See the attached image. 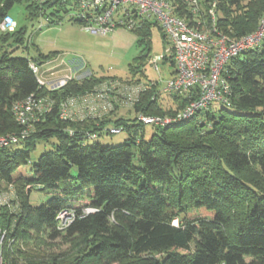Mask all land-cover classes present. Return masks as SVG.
Masks as SVG:
<instances>
[{
    "label": "trees",
    "instance_id": "1",
    "mask_svg": "<svg viewBox=\"0 0 264 264\" xmlns=\"http://www.w3.org/2000/svg\"><path fill=\"white\" fill-rule=\"evenodd\" d=\"M21 1L0 0V13L9 14ZM25 1L39 18L38 5ZM205 2L216 3V28L231 38L251 34L264 9V0ZM54 16L48 26L60 23ZM148 28L131 31L148 37ZM24 42V28L17 23L13 33L0 35V136L17 138L0 148V191H13V208L0 207L6 264H37L28 240L41 233L50 240L64 236L86 243L81 260L72 264H264V39L224 67L229 107L218 104L190 119L152 126L147 140L140 115L173 117L190 99L166 95L179 107L164 109L157 83L92 74L49 92L38 85L29 61L55 57H13L9 48ZM31 42L26 40V50ZM170 64L175 69L173 59ZM101 88L106 100L117 98L113 106L132 104L133 124L102 110L82 119L60 118L61 102ZM31 95L54 104L23 135L11 106ZM110 127L128 133L124 143L99 141L111 135ZM50 139L56 141L54 150L30 167L35 143ZM34 189L50 198L31 206ZM86 209L95 212L85 214ZM63 211L74 219L60 230L57 217Z\"/></svg>",
    "mask_w": 264,
    "mask_h": 264
},
{
    "label": "built area",
    "instance_id": "2",
    "mask_svg": "<svg viewBox=\"0 0 264 264\" xmlns=\"http://www.w3.org/2000/svg\"><path fill=\"white\" fill-rule=\"evenodd\" d=\"M29 1L38 5L39 18L44 17L45 9L56 7L69 21L93 35L104 36L117 28L135 30L145 24L155 25L163 33L164 39L171 47L175 69L162 92L167 96L189 98L190 101L173 117L140 115L139 121L147 126L164 127L190 119L218 104L229 107V86L222 78L224 67L230 59L255 48L264 39L263 27L240 38H231L221 33L216 28V3L205 0ZM45 4L50 6L45 7ZM2 7L0 4V8ZM45 19L48 23L49 16ZM53 19L60 21L57 16ZM15 29L16 21L12 16L0 13V35L13 33ZM161 61V57H155L150 61L156 71ZM54 63L50 60L41 64L29 61V68L36 76L38 85L49 92L59 91L68 82L73 80L79 82L91 75L82 61L70 62L68 68L65 67L66 64ZM61 65L65 68L61 69L60 73L64 74L57 76L59 72L55 69L62 67ZM103 90L101 88L100 91L88 96L67 98L59 105L60 118L66 120L78 116L77 118L82 119L97 116L101 110L107 111L109 107L111 108V103L105 99ZM53 104V100L39 99L34 95L12 104L11 113L15 122L22 128V134L26 135L35 122L50 112ZM108 133L114 135L119 132L111 129ZM95 138V135H91V139ZM16 140L14 135L0 136V148L15 143ZM12 192V189L7 192L0 191V207L13 208ZM93 212H95L93 209L84 211L85 214ZM73 219L70 211L61 212L57 217L59 229H65ZM5 238L6 230L0 228V264H6L3 258Z\"/></svg>",
    "mask_w": 264,
    "mask_h": 264
},
{
    "label": "rangeland",
    "instance_id": "3",
    "mask_svg": "<svg viewBox=\"0 0 264 264\" xmlns=\"http://www.w3.org/2000/svg\"><path fill=\"white\" fill-rule=\"evenodd\" d=\"M27 4V1L22 0L9 11L10 16L18 24V28H24L25 37V42L22 46L9 48L13 57L35 58L38 53L42 55L51 54L56 58L54 60L56 62L52 63L56 65L66 64L65 67L67 68L70 62L82 61L86 70L95 77H113L124 81L134 78L140 79L143 84L148 82L157 83L156 92L159 93L160 99L167 98L163 94L162 88L166 81L172 77L174 68L170 61L173 59V54L169 42L164 39L163 33L155 25L149 26L148 37H143L135 31L124 28H117L104 36L93 35L83 31L79 25L69 21L67 16L58 11L56 7L45 9V15L42 19L34 18L32 12L26 9ZM243 5H247L246 2ZM53 13H57L56 16L60 18V23L48 26L45 18ZM262 27L264 28V9L257 27L252 33ZM28 38L32 42L26 50V40ZM155 57L166 58V61L159 62L158 71L154 69L150 62ZM134 68L139 70L135 75L131 72ZM55 70L59 72L57 76L64 74V72L60 73L61 68L59 67ZM88 95L90 94L86 93L79 97ZM171 100H163L166 103L163 106L164 109L176 110L179 107L175 100ZM107 101L111 103V108L109 107L104 112L105 114L112 112V117L121 116L130 120V123L133 124L132 121L136 118V115L133 112L132 104L125 103L122 105L117 103L115 107L113 105L118 100L113 95H109ZM74 117H76L75 120L78 119V116ZM134 124H137L136 120ZM111 129H116L119 133L102 136L99 141L110 146L124 143L128 133L113 127H110L108 131ZM141 131L143 139L147 140L153 133V127L144 126ZM140 137L141 135L138 134L136 138ZM55 144L56 141L54 139L37 141L35 150L30 154L29 166L31 167L36 163L39 156L44 152L54 150ZM70 174L76 176L77 169L72 168ZM2 187L4 188L3 185ZM2 192H7V190H2ZM49 198L50 195L48 193L34 189L30 194L29 201L31 206H39ZM81 241V239L70 240L64 236L56 240H50L45 234L41 233L37 238L33 237L28 240V244L33 249L31 253L35 255L37 264H72L77 260H81L83 249L86 247L84 246L86 243H81ZM19 245L21 248L22 244ZM20 263L23 264L19 261Z\"/></svg>",
    "mask_w": 264,
    "mask_h": 264
},
{
    "label": "crops",
    "instance_id": "4",
    "mask_svg": "<svg viewBox=\"0 0 264 264\" xmlns=\"http://www.w3.org/2000/svg\"><path fill=\"white\" fill-rule=\"evenodd\" d=\"M56 58H53L52 60H50L51 62H56V61H54ZM54 66H56V65H54ZM53 66V67H54ZM63 66V65H62ZM64 67V66H63ZM63 67H59V68H61V69H63ZM58 68V67H57ZM65 68V67H64Z\"/></svg>",
    "mask_w": 264,
    "mask_h": 264
}]
</instances>
